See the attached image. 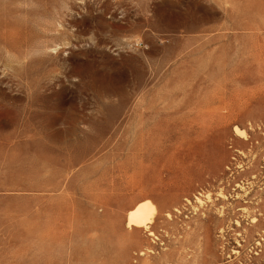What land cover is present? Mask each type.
<instances>
[{"label":"rangeland","instance_id":"1","mask_svg":"<svg viewBox=\"0 0 264 264\" xmlns=\"http://www.w3.org/2000/svg\"><path fill=\"white\" fill-rule=\"evenodd\" d=\"M0 264H264V0H0Z\"/></svg>","mask_w":264,"mask_h":264},{"label":"bare ground","instance_id":"2","mask_svg":"<svg viewBox=\"0 0 264 264\" xmlns=\"http://www.w3.org/2000/svg\"><path fill=\"white\" fill-rule=\"evenodd\" d=\"M243 132L244 131H242V133ZM156 211L157 208L155 204L150 200H145L138 203L134 208L128 211L127 226L149 229L154 222L153 219Z\"/></svg>","mask_w":264,"mask_h":264}]
</instances>
